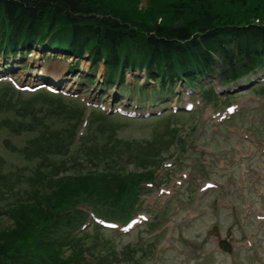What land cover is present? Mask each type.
I'll return each instance as SVG.
<instances>
[{"label":"rangeland","instance_id":"obj_1","mask_svg":"<svg viewBox=\"0 0 264 264\" xmlns=\"http://www.w3.org/2000/svg\"><path fill=\"white\" fill-rule=\"evenodd\" d=\"M101 1L108 12L126 14L149 26L181 25L198 18L196 14L201 16L206 8L202 0ZM183 2L188 12L183 19L176 18L173 4ZM208 3L218 24L264 22V0ZM58 56L33 50L26 57L31 65L25 70L15 68L6 81H0V244L18 251L25 248L61 255L77 264H264V223L254 226L253 215L240 223L237 211L245 198L250 203L261 201L264 207V197L250 183L239 189L243 195L231 190L234 183L225 179L236 165L219 171L215 164L221 159L232 161L234 147L241 143L234 136L236 130L250 129L264 137V101L252 108L245 106L261 90L257 94L253 91L257 86H251L253 95L237 93L232 99H219L213 84L200 86L199 92L188 86L182 89L178 76L182 70H174L178 76L174 88H161L154 75L150 76L153 83L136 70L126 72L122 85H110L103 83L108 74L90 70L85 57ZM75 64L78 70H68ZM39 73L54 78L62 75L64 81L53 84ZM25 82L39 88L20 90ZM124 93L128 96L123 98ZM92 97L101 101L88 102ZM173 99L180 104L179 111H171ZM126 100L137 105L135 116L126 108L129 105L121 104ZM185 102L194 108L186 109ZM232 105H237L233 111L226 110ZM146 110L149 116H139ZM231 126L234 134L223 138ZM205 144L210 148L205 149ZM239 163L250 167L248 161ZM152 177L159 189L164 187L172 194L158 193L155 187L138 190L139 201L132 209L133 202L128 201L131 184ZM206 179L217 188L199 192ZM94 191L112 201L109 204L120 206L108 212V220L120 219L128 209L148 220L123 235L121 228H105L92 223L90 217L79 226L68 213L58 220L65 227L59 237L68 245L39 237L41 224L53 218L52 213L48 217L42 211L48 202L57 206L64 201L62 197L72 195L85 200ZM74 205L69 199L62 207ZM69 232L78 233L71 236ZM217 240H234L239 247L225 253ZM85 250L93 255L88 262L77 255Z\"/></svg>","mask_w":264,"mask_h":264},{"label":"trees","instance_id":"obj_2","mask_svg":"<svg viewBox=\"0 0 264 264\" xmlns=\"http://www.w3.org/2000/svg\"><path fill=\"white\" fill-rule=\"evenodd\" d=\"M208 1L202 0L206 8L196 19L177 26H149L108 12L101 0H0V48L25 50L37 41L45 49L76 57L87 53L92 67L102 61L110 78L123 76L129 68L146 69L151 75L156 70L171 78L174 70H214L215 56L229 68L235 67L236 59L245 61L238 70L258 63L264 57V22L218 24ZM173 7L176 18L188 12L185 2ZM54 206L48 202L44 215L50 216ZM34 252L44 254L0 244V264H41ZM43 259L48 264H77L46 252Z\"/></svg>","mask_w":264,"mask_h":264},{"label":"bare ground","instance_id":"obj_3","mask_svg":"<svg viewBox=\"0 0 264 264\" xmlns=\"http://www.w3.org/2000/svg\"><path fill=\"white\" fill-rule=\"evenodd\" d=\"M43 74L45 75V73H42V74H41V76H44ZM59 76H60V75H59ZM225 241H226V240H225ZM225 243H226V246H225V248L227 247V249H228V248H229V246H230V245H229V243H228V241H226Z\"/></svg>","mask_w":264,"mask_h":264}]
</instances>
